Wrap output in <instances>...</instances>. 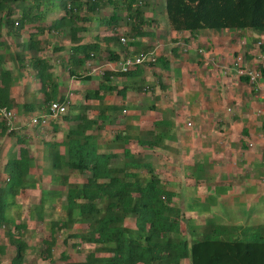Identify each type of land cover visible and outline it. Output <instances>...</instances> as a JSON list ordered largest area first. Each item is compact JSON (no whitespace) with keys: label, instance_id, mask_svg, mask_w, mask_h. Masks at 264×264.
Segmentation results:
<instances>
[{"label":"trees","instance_id":"16d2710c","mask_svg":"<svg viewBox=\"0 0 264 264\" xmlns=\"http://www.w3.org/2000/svg\"><path fill=\"white\" fill-rule=\"evenodd\" d=\"M144 1L0 0V139L15 136L14 129H10L1 116L3 109L31 110L29 104L18 105L12 98V89L18 77L3 66L7 57L19 73L32 69L35 81L41 85L43 101L40 108L45 112L53 102H67L59 88L53 65L45 56L47 37L67 34L70 38L68 55L61 57L60 63L70 77L86 81L90 78V61L106 59L116 63L120 60L119 53L111 48V44L121 43L119 29L124 21L122 13H125L126 23L131 26L128 34L131 42L152 35L144 28L152 26L156 20L145 18L144 5L147 3ZM155 1L163 2V13L176 33L195 34L202 29L219 32L250 29L264 35V0ZM108 5H114L111 16H101ZM52 15L55 18L50 20ZM95 20L101 27L112 30L113 36L104 38L105 43H102L97 35L94 42L83 44L84 36L90 33V26L94 25ZM4 30L12 40L21 39L25 33L27 35L16 46L13 42L9 44L10 41L3 35ZM128 44L129 41L126 45L121 43L122 46ZM12 48L20 50L12 52ZM260 48L264 54V43ZM64 49V46H59L53 48L52 52L61 53ZM158 61L164 69L169 70L167 59L160 58ZM143 69L138 67L128 73L106 70L102 84L96 90L89 91L85 98L99 103L116 99L121 102L120 105L100 107L101 112L85 105L72 121L63 141L44 143L52 172L70 170L87 175L83 184L70 183L65 175L59 178L61 187L67 188L64 207L67 215L65 221L50 224V240L44 242L46 249L42 250L44 258L52 260L58 229H75L68 237L76 241L75 248H78L77 241H80V244L93 245L95 249L89 251L85 259L63 253L59 261L65 264H183L184 261H191L190 264H264V225H255L256 220L252 217L254 211L264 214L261 208L245 210L242 216L245 222L241 225L218 224L213 219L202 226L196 225L176 204V192L164 185L152 162L157 151L172 149L166 140L171 136L174 124L165 119L153 120L150 126L143 125L142 129L116 120L117 114L119 119L126 109L129 89L114 84V78H136L132 87L149 94L155 86H149L147 79L143 78ZM258 70L264 76L262 65L258 66ZM110 112L116 114L114 119ZM148 112L160 113L158 105H144L143 113ZM90 115H95L97 119H91ZM62 118L68 122L71 120L69 114ZM100 122H108L110 131L115 133L112 140L101 142L98 139ZM53 125L57 131L58 123L53 122ZM23 138L19 139L23 145L19 155L10 158L4 165L3 172L8 180L0 188V231L5 232L16 251L10 264H27L30 249L24 238L26 225L17 222L10 213L16 197L35 183L31 173L33 155L24 146L26 140ZM108 150L114 152H106ZM250 190L248 188L244 193ZM58 196L56 189L46 192L40 204L33 207L32 217L44 221L48 197L55 199ZM212 200L216 201V197ZM195 204L192 199L189 211H193ZM6 252V246L0 243V255Z\"/></svg>","mask_w":264,"mask_h":264},{"label":"crops","instance_id":"0c3cea01","mask_svg":"<svg viewBox=\"0 0 264 264\" xmlns=\"http://www.w3.org/2000/svg\"><path fill=\"white\" fill-rule=\"evenodd\" d=\"M152 15L148 16V13H145L146 19H154L156 22L153 23L152 26H146L144 28V31L149 32L152 34L151 36L147 35L145 37L138 38L131 42V40L128 39L129 44L128 46H122L121 43H115L111 44V48L115 50L120 55V61L125 59L128 56H134L139 54L142 51H151L156 50L157 54L160 51L162 47V41L163 37L167 36V39H170V42L168 44V50L169 52L164 53L163 50L158 54V60L160 58H165L168 60L170 64L169 70H166L163 68V65L158 61V63L155 66H148L143 67V78L147 79V81L150 80H156L153 78V75L150 74V70L155 71L159 77L157 79H160L158 81L159 87L155 93L152 94V96L149 98V94L147 96V100L143 104H129L130 99L133 97H143V92H138L136 89H134L132 86L134 85V82L137 81L136 78H126V77H120L117 79V77L114 78V84H119L120 86H126L129 89L125 105L126 109H124L123 116L118 119L117 114V121L120 122H126L129 126L133 125L135 127H142L143 125L150 126L153 120H167V122L173 123L174 128L171 132V136L166 140V144L169 145L172 149L171 150H159L155 154L154 158L152 159V162H154L156 166V160H160V158H164L165 160H172L173 163H175L176 160H180V156L177 153V148L180 150H185V152H190L191 150V156L188 161L189 167H191V172L188 174L187 172V182L188 186L186 188L187 194H185V206L182 208L177 205L183 210L185 216L191 220H193L196 225L202 226L206 223L207 220L213 219L218 224H235V225H241L244 224V221L237 220V218H241L244 216L245 210H248L253 207H257L255 209H259L264 207V204L261 205V201L264 202V142L261 144L262 140H264V136L262 135V138H259L260 135H251V131L253 129H248L245 127V102L247 99L244 97L245 90H249L250 97L253 101H257L259 105L262 106V111L260 112L262 116L257 117H264V79H262L259 83V85H251L246 78H238L235 68L233 67V61L231 62V58L235 55L244 57V62L247 64H250L254 67L258 66V56L262 53L261 48L259 47V43H264L258 40L259 38H256L253 36V39L249 41L243 52L237 51L231 56H226L222 59V62L217 61L216 56L212 53L214 52L213 45L211 46H204L200 45L197 40V34H192L190 32H182V33H176L172 29L170 31L167 30L165 25L167 20V16L165 13L159 18L156 16V13L154 11H151ZM147 14V15H146ZM163 26L165 28V33H161L159 35H156L155 28ZM90 33H86L83 39V44L85 43H92L94 42L95 36L99 35L100 40L102 43H105L104 38L113 36L112 30H109L106 27H101L97 21L95 20L94 25L90 26ZM119 33H123V29H119ZM26 33L22 36V38H25ZM65 35V34H64ZM67 36V34H66ZM171 36L173 37L171 39ZM8 37L6 36V39ZM67 38H69L67 36ZM10 39V38H8ZM121 39V35H120ZM168 39V40H169ZM12 40V39H11ZM69 42L66 45H62L65 47L64 51L61 53L54 54L55 57L49 58L50 63L53 65V72L57 76V80L59 83V88L63 93V96L67 99V104L70 109L74 108L76 109L78 113V108L80 109V113L82 112V107L87 105L90 106V108L93 111L101 112L100 107H107L109 105L119 104L121 102L117 101H110V102H102L99 103L97 101L93 100H86L85 95L89 91L96 90L99 88V86L103 82V78L105 76V71H113L111 68H113L110 61H107L106 59H98L95 61H90L88 64L89 73L88 78L86 81H79L72 77H70L69 72L64 68L62 63H60V58L63 56L68 55V48L70 46V38L68 39ZM145 40H151L148 42H145ZM260 41V42H257ZM120 41V40H119ZM23 42V41H22ZM173 42V44H172ZM184 42V43H183ZM198 43L196 54L200 59H197L190 55L189 49L194 47L195 44ZM120 47H118V45ZM127 47V48H126ZM183 50V53L181 52ZM196 56V57H197ZM177 59V60H174ZM205 61L209 64L211 67L208 71L205 69H202V64L205 63ZM113 63V62H112ZM117 63V62H116ZM113 63V64H116ZM55 65H60L62 68V72L65 73L63 76H60L59 73L54 69ZM157 65H161L162 69L156 68ZM3 66L14 72V75L18 77V84L15 85L12 89V98L15 100L16 104L18 105H24L29 104L30 105V111H25L24 109L20 108V110H17V108H14L12 112L16 115V119L13 124L14 126L20 127L19 129L22 130L23 134H26V136H21L20 139H24L25 137L26 143L24 146H27L31 150V146H33L36 141L37 142V149H38V155L41 157V159L46 158V147L44 143L47 142H61L64 139L65 134L70 129V122L67 120L65 121L63 118L58 121H51L46 128L52 129L53 132V138L50 140H36L35 137L30 136L29 127H35L37 129L45 130L46 128H41L38 126H34L32 124V120L34 117L43 114L44 110L40 108V105L42 104L43 96L40 93L41 85L37 83L33 77V71L32 69H26L21 71L20 73L15 70L14 64L9 58H6L5 64ZM189 66V69L187 70L185 67ZM214 66V67H213ZM175 69L179 70L178 72L175 71ZM181 69V70H180ZM200 69L199 72L197 70ZM187 70L190 72V76H185V71ZM31 72L30 79L26 82H23V80H26V72ZM216 72H219L218 76V86H224V89L226 92L230 93V105L227 106L226 112L229 115V118L226 119L222 115L217 114V105L219 104L220 100V94L221 93L217 85H209L205 80L202 79V75L206 74L210 78H214L216 75ZM223 72V73H221ZM24 74V76H23ZM166 74L168 76H166ZM220 74L224 77V83H221V77ZM68 77L70 81L73 83H76L75 90L73 92H66L67 82L65 80L61 79V77ZM168 77L167 81L169 82L170 87H166L161 78L165 81V78ZM28 78V77H27ZM92 80H96L93 84L94 87H91L90 82ZM162 82V83H161ZM194 87L195 91L199 93V96H201L203 99L202 101L205 102V106L207 107V110L202 113V108H200L199 111L196 113L191 110V112H188V117L192 118L194 122H190L188 118H184V120L189 121V124H191V128L187 127V122L184 123L183 121H180L179 119V108H181V105L185 104L184 100H186L188 96V89H191V87ZM164 88H167L164 90ZM183 89V90H182ZM202 90V91H201ZM161 91V92H160ZM157 92L159 94H157ZM36 93H39L40 95H37ZM168 93H171V97L169 98ZM32 97H36L37 99L33 100ZM146 102L148 104H156L158 105L160 113L155 112H148L143 113V106L146 105ZM179 105L178 107L175 105ZM216 104V107H215ZM74 105V106H73ZM252 105V104H251ZM73 106V107H71ZM142 108V109H141ZM48 110V109H47ZM176 110V112H175ZM171 111V114H170ZM70 112V111H69ZM69 112L66 114L68 115ZM143 114H145L148 118L144 119ZM201 114L204 116L202 117ZM256 114V113H255ZM79 114H77L78 116ZM137 116L136 118L133 117ZM258 115V114H257ZM260 115V114H259ZM104 118L105 115H102ZM110 116L112 119L116 117L115 113L110 112ZM91 119H97L95 115L89 116ZM213 119V120H212ZM215 119L218 121V124L213 123ZM251 119V117H250ZM264 119V118H263ZM107 120V119H106ZM198 120L200 122H198ZM205 120V122H203ZM195 121L197 123H195ZM25 122V126H23V123ZM53 122L58 123V130H54ZM263 124L260 125V127H264V120L262 122ZM116 125V123H113ZM101 130L99 131L98 139L102 142V140H112L115 136V133L110 131L108 122L101 123ZM146 126V127H147ZM28 127V128H27ZM12 128V129H13ZM15 136L18 138L19 143V137L21 135L20 133H16ZM247 133V134H246ZM109 135L108 137L106 135ZM19 135V136H17ZM183 135V136H181ZM233 137H232V136ZM11 137L7 136L2 139H0L1 149H0V155L3 154V156H6L8 158L9 155V149L11 150V146L15 143H12L10 140ZM35 138V139H34ZM38 139V138H37ZM107 139V140H106ZM16 140V139H15ZM42 140V141H41ZM220 140V142H218ZM229 140V142L227 141ZM250 142H249V141ZM253 141V142H252ZM104 143V142H103ZM231 143L232 151L228 153V158L234 160V162H228V165H218L216 162H219L223 159H227V156H221L220 149L222 151H225L227 153L226 147H229ZM105 144V143H104ZM210 144V147L212 150H216L215 154H213L207 147V145ZM250 144H253L255 146V150L252 151L250 149ZM261 144V145H259ZM179 145V146H178ZM259 145V146H258ZM9 147L7 150L5 147ZM23 145L20 144L18 149V155L20 148ZM43 146L45 148H43ZM183 147V148H182ZM206 152H205V151ZM251 150L252 152H248ZM32 151V150H31ZM106 152H114L112 150H108ZM252 153V154H250ZM32 154V153H31ZM17 155V156H18ZM33 161L36 160L35 156L33 155ZM9 159L6 160V162L3 164L2 169L4 168V165L8 162ZM249 161H252V168L253 170L258 171V183H252L249 186L241 187V186H232L229 180V174L232 173L233 176H240L244 172V169L242 168L244 165L249 167ZM164 167V166H163ZM245 168V167H244ZM157 170V167H156ZM248 170V168L246 169ZM52 171V170H51ZM54 172V171H53ZM4 173V172H3ZM31 173L33 174V168L31 170ZM78 173V172H75ZM158 173V171H157ZM79 174V173H78ZM160 176L162 182L168 189H173L172 186V180L165 181L162 177L161 173H158ZM87 177V175H86ZM255 187V190L253 191V188ZM1 188V187H0ZM243 188V189H242ZM247 188V189H246ZM248 188H251L249 193H244L248 190ZM61 190L60 188H56V190ZM242 192V193H241ZM213 197H216V201H213ZM192 199L195 200V205L193 211H189V207H191ZM177 200V197H176ZM175 200V202H176ZM200 201V203H199ZM198 202V203H197ZM238 204V205H237ZM260 204V205H259ZM186 208V209H185ZM255 212V211H254ZM202 217H204V221L201 222ZM253 218H256L258 216L252 215ZM76 243V242H75ZM75 247V246H74ZM94 250V249H93ZM91 250V251H93ZM15 255V254H14ZM13 255V257H14ZM3 256V255H1ZM77 256V255H75ZM12 257V258H13ZM79 257V256H77ZM81 258V257H80ZM12 260V259H11ZM1 261V259H0ZM11 262V261H10ZM2 263V261H1ZM3 264V263H2ZM10 264V263H9Z\"/></svg>","mask_w":264,"mask_h":264},{"label":"rangeland","instance_id":"374dc122","mask_svg":"<svg viewBox=\"0 0 264 264\" xmlns=\"http://www.w3.org/2000/svg\"><path fill=\"white\" fill-rule=\"evenodd\" d=\"M120 1V0H119ZM154 0H145L144 2H146L147 4L144 5L145 6V13H148L149 15H152L151 11H154L156 13L157 17H161L163 15V2H157L155 1V3L153 2ZM120 3V2H119ZM114 5H108L107 7H105L103 9V11L101 12V16H111L112 12L114 11ZM124 17V21L120 24L123 29V33L120 34L121 37H124L130 40V38L128 36L129 31L131 26L128 25L127 22V18L125 13L121 14ZM147 15V14H146ZM55 17H53V15L50 17L51 19H54ZM126 18V19H125ZM166 29L171 30V27L169 26L168 21L166 22L165 25ZM156 35H159L161 33H165V28L163 26L157 27L154 29ZM173 32V31H172ZM197 40L198 43H200V45H204V46H212L214 47V52H212L215 56L216 59L219 62H222V59L226 56H231L233 55L235 52L240 51L243 52V50L245 49V47L247 46V44L249 43V41H251L253 39V36H255L256 38H259L258 40H260L261 42H264V35H260L256 32H253L250 29L247 30H236V29H226L223 31H217L215 29H202L199 30L197 33ZM3 35L6 37V31L4 30ZM26 36V35H25ZM24 37V36H23ZM48 45L46 48V57L52 58L55 57L54 53L52 52L53 48L62 46V45H66L69 42V38H67L66 35L61 34V35H49L48 37ZM173 37L171 36V39ZM162 47L160 49V51L158 52V54L163 50L164 53L169 52L168 50V44L170 42V39H167L166 37L162 38ZM9 40V44H12V42L14 44H18L21 43L23 41V38L19 39V40ZM151 40H145V42H148ZM184 43V42H183ZM198 43L194 45V47H192L191 49H189V53L191 56L195 57L196 60L200 59L197 54H196V50H197V46ZM127 44V43H126ZM173 44V42H172ZM118 45V44H117ZM118 47H120L118 45ZM127 48V47H126ZM14 50H12V52L18 51L20 50V48H12ZM181 52L183 53V50H181ZM197 56V57H196ZM8 58V57H7ZM177 60V59H174ZM233 61V67L235 68V63L237 61V57L234 55L231 58V62ZM214 67V66H213ZM156 68L158 69H162L161 65H157ZM187 70L189 69V66L185 67ZM211 67L209 66V64L205 61V63L202 64V69L205 70H209ZM57 73L60 74V76H63L65 73L62 72V68L59 65H55L54 68ZM181 70V69H180ZM187 70H183V72L185 71V76L189 77L190 72ZM176 72H178L179 70L175 69ZM200 69L197 70V72H199ZM151 75H153V78L156 80H150L148 81V85L149 86H155V90H157L159 87L158 81L160 79H157L159 77V75L153 71L150 70L149 71ZM31 72H26V80H23V82H26L27 80L30 79V74ZM223 73V72H221ZM24 76V74H23ZM166 76H168L166 74ZM218 76H219V72H216V75L214 78H210L208 77L206 74L202 75V79L205 80L209 85H217L218 86ZM28 77V78H27ZM221 79V83H224V77L220 74ZM239 78V77H238ZM61 79L65 80V82H67V87H66V92H68L67 94H69L70 92H73V90H75L76 87V83H73L72 81L69 80V78L66 77H61ZM167 79H169L168 77L165 78V81L161 78L163 84L168 88L169 86V82L167 81ZM240 79V78H239ZM264 79V78H263ZM96 80H92L90 82V85H92L91 87H94L93 84L95 83ZM161 82V83H162ZM18 84V81L14 83V87L15 85ZM220 86H218L219 88ZM167 88H164V90H166ZM159 90V89H158ZM183 90V89H182ZM219 90H221L219 93L220 94V98L218 100H220L219 104L217 105V114L222 115L224 118L228 119L229 115L226 112L227 106L230 105V93L226 92L224 89V86H221L219 88ZM202 91V90H201ZM62 92V91H61ZM156 91H151L148 92L149 93V98L152 96L153 93H155ZM161 92V91H160ZM188 96L186 98V100H184L185 104L181 105V108H179V105H175V107L177 106L179 109V119L180 121H183L184 118H188V120L191 122H194V120L190 117H188V112L190 113L191 110L194 111L195 113L197 111L200 110L201 107L202 108V113L205 112L207 110V107L205 106V102L202 101V97L199 96V93L197 91H195L194 87L192 86L191 89H188ZM244 97L243 100L246 98L247 101L245 102V127H247L248 129H253L251 131V136L255 135L254 137H256V135H260L259 138H262V135L264 136V127H260V125H262L263 123V118L262 117H257V116H262V114L260 113L262 111V106L259 105L257 103V101H253L250 97L249 94V90H245L244 92ZM37 95H40L39 93H36ZM157 94H159L157 92ZM148 95V94H146ZM145 94L143 95V97H133L130 99L129 104H143L145 103V101L148 99L147 96ZM169 98L171 97V93H168ZM147 98V99H146ZM31 99H37L36 97H32ZM146 104H148L146 102ZM252 104V105H251ZM216 107V104H215ZM70 111V112H69ZM68 112L69 115L71 116V120H70V126L72 121L74 120V118L77 116V114H80V109L78 108V113L76 111V109H70V107H68ZM176 112V110H175ZM256 113V114H255ZM171 114V111H170ZM258 114V115H257ZM260 114V115H259ZM202 117H204L201 114ZM264 116V115H263ZM251 117V119H250ZM143 118L147 119L148 117L143 114ZM213 120V119H212ZM189 121L187 122V120H184L183 122L187 124L188 128H191V126L189 125ZM198 122H200L198 120ZM205 122V120L203 121ZM218 121L215 119V121H213L214 125L218 124ZM195 123H197L195 121ZM25 122L23 123L24 127ZM20 127L14 126L13 129L16 130V133H20L21 131V135L19 137V139L21 138V136H26V134L22 133V130L19 129ZM28 128V127H27ZM29 132L31 133L30 136L35 137L36 140L42 139V140H50L53 138V132L52 129H48L46 128L45 130L42 129H37L35 127L30 126L29 127ZM19 136V135H17ZM107 137L109 136L108 134L106 135ZM183 136V135H181ZM232 136V135H231ZM233 137V136H232ZM34 138V139H35ZM38 138V139H37ZM16 139V140H15ZM10 140H12V143H15L18 141L17 137H11ZM41 140V141H42ZM229 142V140H227ZM249 141V140H248ZM251 141V140H250ZM249 141V142H250ZM37 142L39 143V141H36V143L31 146V153L32 155L35 156L36 160L33 161V174H32V178L33 180H35L34 185L26 192H24V194L19 195L16 197L15 199V206H13L11 208V216L13 218L16 219L17 222H19L20 224H24L26 225L27 229L24 231V238L25 240L29 243L30 245V249L27 253V264H65V262L63 261H59L60 257L62 256L63 253H71L73 256L77 255L79 257H81V259H85L88 252L95 249V246L93 245H87V244H80V241H77L78 243V248H75L74 245L76 244L74 240L69 239V235L70 233H74L75 229L73 231H68L66 229H58L56 231L57 233V246L56 248L53 250V257L52 260H46L44 258V253L42 252V250L46 249V244L44 243L46 240H50V224L52 222H56V221H60V220H66V212H65V205L67 203V188H62L61 186V176L65 175L69 177V182L70 183H75V184H83L86 182V176L82 175V174H78L75 173L73 171L70 170H64L62 172H52V168L50 167V163L48 162V160L46 158L41 159V157L37 154L38 153V149H37ZM220 142V140L218 141ZM253 142V141H252ZM264 140H262V142H260L261 144H263ZM259 144V145H261ZM250 147V149L252 151L255 150V146ZM258 145V146H259ZM20 143H15L14 145L11 146V150L9 149V155L8 158H6V156H3V154L0 155V187H4L6 185V182L8 180V176H6L3 173V169L2 166L3 164L6 162L7 159L10 158H14L17 157L18 155V149H19ZM179 146V145H178ZM225 147V149H227V153H225V151H222V149H220V153L221 156H227V159H223L219 162H216L218 165H228V162L230 161L231 163L234 162V160L228 158V153H230L232 151L231 148V143L229 147H226L225 145H223ZM208 149L215 154L216 150H212V148L210 147V144L207 145ZM6 150L9 148L8 146L5 147ZM43 148H45L43 146ZM183 148V147H182ZM47 150V148H45ZM254 149V150H253ZM177 153L180 156V160H176L175 163H173L172 160H165L164 158H160V160H156V167H157V171L158 173L162 174L163 179L166 181L172 180L174 182H172V186L174 191L176 192L177 195V200L176 203L181 206L182 208L186 207L185 206V199L184 196L185 194H187L186 188L188 186V182H187V172L188 174L191 172V167H189L188 162H192V161H188L190 159L191 156V150L190 152H185V150H180L177 148ZM251 150H249L248 152H252ZM205 151V150H204ZM207 151V150H206ZM205 151V152H206ZM252 154V153H250ZM249 167L247 166H243L242 168L244 169V172L242 174H240V176H233L232 173L229 174V180L228 182H230L232 184V186H241V187H246L251 185L252 183H255L257 181V177H258V171L253 170L252 168V161H249ZM164 166V167H163ZM250 171H246L245 168ZM56 188H60L61 190L59 191V189L57 190L59 196L56 197L55 199H52L51 197H48V202L45 207L44 210V216H45V220L44 221H39L37 218H33L31 215V211L33 209V207H37L40 204V201L43 199V196L45 195L46 192H52V190L56 189ZM242 188V189H243ZM44 193V195H43ZM242 193V192H241ZM238 205V204H237ZM186 209V208H185ZM262 211H264V207L261 208ZM248 213H250L248 211ZM254 216H258L253 220H256V223H254L255 225L259 224V225H264V214H260L259 212H253ZM261 215V216H259ZM204 217H202L201 222L204 221ZM237 220H242L245 222V220L241 217V218H237ZM61 221V222H64ZM187 237L190 238V235L187 234ZM0 243L4 246H6L7 248V252L5 255L1 256L0 255V259L2 261L3 264H9L13 255L15 254V249L14 247L9 243L8 238L5 236V232L4 231H0ZM191 261H184L183 264H190Z\"/></svg>","mask_w":264,"mask_h":264},{"label":"built area","instance_id":"2783aa9c","mask_svg":"<svg viewBox=\"0 0 264 264\" xmlns=\"http://www.w3.org/2000/svg\"><path fill=\"white\" fill-rule=\"evenodd\" d=\"M121 43L126 45L127 39L121 37ZM262 43H259V47ZM158 61V54L156 50L142 51L137 55L128 56L120 62L113 64L111 68L113 71L119 73H128L138 67H148L155 65ZM258 66L262 65L264 67V54L261 53L257 59ZM258 66L254 67L250 64L244 62V57L237 56V61L235 63V71L239 78H246L251 85H259L260 81L264 78L262 72L258 70ZM68 111V106L66 104L53 102L49 109L45 111L42 115L36 116L32 120L34 126L44 128L50 124L51 121L60 120ZM1 116L5 121L6 125L12 129L16 115L12 111L3 109L1 111ZM191 126V124H189ZM252 147V145H250Z\"/></svg>","mask_w":264,"mask_h":264},{"label":"clouds","instance_id":"9594fccd","mask_svg":"<svg viewBox=\"0 0 264 264\" xmlns=\"http://www.w3.org/2000/svg\"><path fill=\"white\" fill-rule=\"evenodd\" d=\"M156 64H157V63H156ZM62 104H66V105L68 106L67 103H62ZM67 113H68V111H67ZM67 113H66V114H67ZM66 114H65V115H66ZM40 115H42V114H40ZM40 115H38V116H40ZM61 119H62V118H61ZM57 121H58V120H57ZM45 128H46V127H45Z\"/></svg>","mask_w":264,"mask_h":264}]
</instances>
